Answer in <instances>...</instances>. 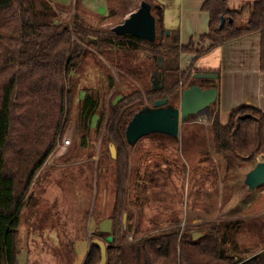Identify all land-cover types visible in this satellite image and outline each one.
Instances as JSON below:
<instances>
[{
	"label": "trees",
	"instance_id": "obj_1",
	"mask_svg": "<svg viewBox=\"0 0 264 264\" xmlns=\"http://www.w3.org/2000/svg\"><path fill=\"white\" fill-rule=\"evenodd\" d=\"M245 9L248 20L239 26L236 21ZM202 10L209 16V29L199 42L207 46L196 48L197 44L192 41L181 46L178 31L166 29L161 16L155 41L148 42L132 35L92 28L77 15L70 24L57 23V14L47 0H0V264H18L21 215L32 197V183L37 173L71 121L70 106L78 95L77 76L83 72V62L88 56L84 48L87 44L97 52L104 46L145 50L164 76L161 89L134 90L124 95L117 105L110 107L107 119L106 113L99 110L98 94L91 89L82 90L75 125L78 146L86 148L91 131L99 132L104 127V138L116 150L113 159L108 147L111 159L101 157L98 166V181L111 180L114 192V207L109 215L113 243L107 248V264H264V239L253 251L240 249L234 242L233 232L237 234L241 227L239 221L209 223L197 240H193L192 232L180 233L174 228L123 244L132 218L127 208L128 187L137 185L138 175L130 180L132 171H129L125 130L134 114L143 108L145 95L148 99H167L174 105L181 92L193 85L217 88V99L210 107L212 148L217 161L210 162L204 152L207 167L202 173L203 180L211 172L216 180L225 182L226 190L232 172L264 161V112L252 105H243L233 110L223 125L219 114V71H211L218 75L215 80L193 77L200 72L194 68L196 59L252 34L260 36L259 67L264 72V0H256L239 11L229 10L226 0H206ZM113 14L115 9L109 8L102 18L106 20ZM222 17L225 22L220 27ZM184 53L195 57L187 67L181 68L179 60ZM159 57L164 61L161 69ZM107 80L111 90L114 86L111 76ZM153 136L176 145L180 142L183 156L190 151H203L206 145L204 126L192 121L182 124L180 141L163 134ZM106 170L110 179L104 175ZM99 236L105 239L107 235L99 232ZM100 259L99 248L91 243L83 264H100Z\"/></svg>",
	"mask_w": 264,
	"mask_h": 264
},
{
	"label": "rangeland",
	"instance_id": "obj_2",
	"mask_svg": "<svg viewBox=\"0 0 264 264\" xmlns=\"http://www.w3.org/2000/svg\"><path fill=\"white\" fill-rule=\"evenodd\" d=\"M47 1L57 14V23L70 24L73 16L77 15L90 27L111 32V28L122 23L142 0ZM148 1L151 5L156 4L152 8L156 32L159 31L158 21L162 12L169 17L170 28L177 29L180 0ZM241 1L249 4V0ZM109 8H114L115 14L104 20L102 17L107 15ZM247 20L245 9L236 22L240 26ZM84 48L88 56L83 62V72L78 74L79 78L76 77L79 80L78 95L74 96L70 106L71 121L37 173L32 183V197L21 215L17 234L18 264H83L92 240H104L99 236L98 225L110 219L114 192L111 180L98 181V166L101 157L110 158V143L104 138L103 127L99 132L91 131L86 148L78 146L75 125L83 88L98 94L99 110L106 113L107 119L112 101L117 96L134 90L156 91L152 89L151 76L156 70L161 75L157 62L145 50L129 51L104 46L97 52L88 44ZM188 54L191 55L190 60L195 57V54ZM208 60L204 57L197 62L196 59L194 68L205 70ZM179 61L180 66L185 65L181 56ZM205 73L210 72L205 70ZM222 74L223 82L231 74L232 81H235V73L222 68ZM108 76L113 80L111 90ZM155 100L157 98L148 99L145 95L144 106L152 105ZM178 105L179 99L174 106ZM203 119L199 122L191 119L204 126L206 145L203 151H190L183 156L180 142L176 145L153 134L140 139L135 146H129L130 180L138 175L137 185L128 187L127 208L132 218L123 244L174 228H178L180 233L203 235L209 223L234 224L238 221L241 227L237 234L233 232V240L240 249L253 251L254 246L264 239V228L261 227H264V184L253 192H248L243 184L244 176L252 166H243L232 172L226 190L225 182L216 180L211 172L202 179L207 167L204 152L210 162L217 161L212 148L211 119ZM64 141H70V144L64 146ZM108 168L111 170L110 166ZM104 175L110 179L107 170ZM136 225H139L138 229Z\"/></svg>",
	"mask_w": 264,
	"mask_h": 264
},
{
	"label": "water",
	"instance_id": "obj_3",
	"mask_svg": "<svg viewBox=\"0 0 264 264\" xmlns=\"http://www.w3.org/2000/svg\"><path fill=\"white\" fill-rule=\"evenodd\" d=\"M225 19L222 17L220 27L224 25ZM111 32L116 35H132L141 40L154 42L156 38V17L152 13V5L148 1H141L139 7L130 12L122 21V23L111 28ZM163 58H158V67H163ZM195 79H217L215 73L199 72L193 75ZM152 89L158 90L164 86L163 73L159 76L156 70L151 76ZM160 82V84H159ZM218 90L215 87L201 88L199 85H193L181 92L179 97V105L174 106L168 103L167 99H157L152 105L144 106L134 114L129 121L125 138L130 147L136 142L148 135L163 134L172 138L180 137L182 124L192 121H202L198 117L206 114L210 118V107L216 101ZM123 98L122 95L117 96L112 101V106L118 104ZM113 159L116 158V150L113 145L109 146ZM243 184L247 187L248 192H253L259 186L264 184V161L258 162L251 170H249L243 180ZM126 222L124 215L123 223ZM98 231L106 234L104 240L94 239L92 244L100 250V264H107V248L113 243L112 220L105 219L98 225ZM201 233H194L193 240L202 237Z\"/></svg>",
	"mask_w": 264,
	"mask_h": 264
},
{
	"label": "crops",
	"instance_id": "obj_4",
	"mask_svg": "<svg viewBox=\"0 0 264 264\" xmlns=\"http://www.w3.org/2000/svg\"><path fill=\"white\" fill-rule=\"evenodd\" d=\"M205 1L180 0L177 29L170 28L171 21H169V17L161 11L160 16L163 25L168 30L178 31L181 46H185L191 41L197 44L196 48H200L201 45L207 46V43L201 44L199 42L200 37L205 35L209 29V16L202 10V5ZM254 1L256 0H249V4ZM226 3L228 9L234 11H239L248 4L241 0H226ZM154 6L156 4L152 5V8ZM189 56L191 55L186 53L181 55L185 61V65L181 66V68L188 66L191 61ZM204 57L209 58L207 68L204 69L210 73L211 71H219L220 73L219 114L220 122L223 125L227 123L229 114L243 105H252L264 112V72H261L259 67V34H252L240 40L216 47ZM203 58L197 59V62ZM222 68L227 69L228 72L235 73V81H232L231 74L223 82L222 75L224 73L222 74ZM205 70L200 71L205 73Z\"/></svg>",
	"mask_w": 264,
	"mask_h": 264
},
{
	"label": "bare ground",
	"instance_id": "obj_5",
	"mask_svg": "<svg viewBox=\"0 0 264 264\" xmlns=\"http://www.w3.org/2000/svg\"><path fill=\"white\" fill-rule=\"evenodd\" d=\"M199 119H203V120H205V119H208L207 118V115L204 113V114H201L199 117H198Z\"/></svg>",
	"mask_w": 264,
	"mask_h": 264
},
{
	"label": "built area",
	"instance_id": "obj_6",
	"mask_svg": "<svg viewBox=\"0 0 264 264\" xmlns=\"http://www.w3.org/2000/svg\"><path fill=\"white\" fill-rule=\"evenodd\" d=\"M69 144H70V141H64V142H63V145H64V146H68Z\"/></svg>",
	"mask_w": 264,
	"mask_h": 264
}]
</instances>
